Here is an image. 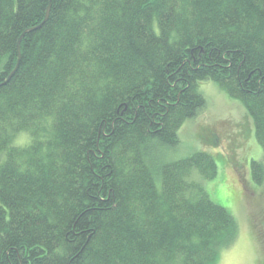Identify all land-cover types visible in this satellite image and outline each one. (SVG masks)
<instances>
[{
    "label": "trees",
    "instance_id": "obj_1",
    "mask_svg": "<svg viewBox=\"0 0 264 264\" xmlns=\"http://www.w3.org/2000/svg\"><path fill=\"white\" fill-rule=\"evenodd\" d=\"M202 80L264 153V0H0V264H215L239 232L215 159L164 158Z\"/></svg>",
    "mask_w": 264,
    "mask_h": 264
},
{
    "label": "rangeland",
    "instance_id": "obj_2",
    "mask_svg": "<svg viewBox=\"0 0 264 264\" xmlns=\"http://www.w3.org/2000/svg\"><path fill=\"white\" fill-rule=\"evenodd\" d=\"M198 91L207 104L180 126L179 142L164 150L165 161L196 151L214 157L216 176L202 183L212 201L224 207L239 228L236 240L218 250L215 264H264V177L257 185L251 176V162L264 161V153L255 139L253 122L243 104L216 82L199 81ZM26 140L20 134L16 143ZM193 178L200 179L197 174Z\"/></svg>",
    "mask_w": 264,
    "mask_h": 264
},
{
    "label": "water",
    "instance_id": "obj_3",
    "mask_svg": "<svg viewBox=\"0 0 264 264\" xmlns=\"http://www.w3.org/2000/svg\"><path fill=\"white\" fill-rule=\"evenodd\" d=\"M48 13H49V7H48L47 10H46L45 17H44L42 23H40V24H38V25H36V26H32V27L26 29V30L21 34V36H20V38H19V40H18V44H17V45H18V49H17V53H18L17 64H16L15 68L11 71L10 75H9V76L6 78V80L3 82V84H4L5 82H7V81L10 79V77L14 74V72L17 70V67H18V64H19V60H20V49H19V43H20V40H21L22 36H23L25 33H27V32H30V31H32V30H35V29L39 28V27L41 26V24H43V23L45 22V20L47 19V17H48Z\"/></svg>",
    "mask_w": 264,
    "mask_h": 264
}]
</instances>
